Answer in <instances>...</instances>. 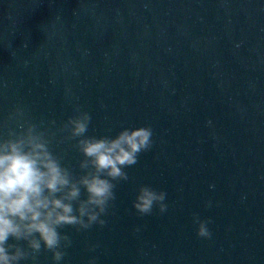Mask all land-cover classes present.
Wrapping results in <instances>:
<instances>
[{
  "label": "water",
  "instance_id": "water-1",
  "mask_svg": "<svg viewBox=\"0 0 264 264\" xmlns=\"http://www.w3.org/2000/svg\"><path fill=\"white\" fill-rule=\"evenodd\" d=\"M17 108L53 131L76 108L89 136L153 129L106 225L61 229L62 264H264V0H0V125ZM74 143L53 147L79 173ZM141 185L165 213L137 214Z\"/></svg>",
  "mask_w": 264,
  "mask_h": 264
},
{
  "label": "clouds",
  "instance_id": "clouds-1",
  "mask_svg": "<svg viewBox=\"0 0 264 264\" xmlns=\"http://www.w3.org/2000/svg\"><path fill=\"white\" fill-rule=\"evenodd\" d=\"M91 119L89 112L76 108L53 131L17 108L0 125V264H37L42 252L52 254L53 264H62L72 240L61 229L80 232L106 225L117 184L128 181L125 169L153 147V129L149 125L123 128L115 137L89 136ZM66 141H74L81 154L79 173L53 147ZM166 197L164 190L141 185L132 207L140 216L151 215L154 208L163 214ZM193 223L199 237L211 238L210 219L193 214ZM87 264H96V257Z\"/></svg>",
  "mask_w": 264,
  "mask_h": 264
}]
</instances>
